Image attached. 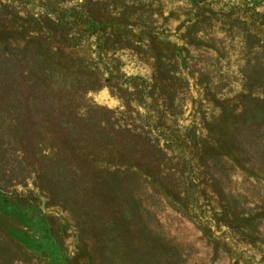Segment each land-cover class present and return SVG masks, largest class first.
Listing matches in <instances>:
<instances>
[{
    "label": "rangeland",
    "instance_id": "rangeland-1",
    "mask_svg": "<svg viewBox=\"0 0 264 264\" xmlns=\"http://www.w3.org/2000/svg\"><path fill=\"white\" fill-rule=\"evenodd\" d=\"M0 264H264V0H0Z\"/></svg>",
    "mask_w": 264,
    "mask_h": 264
},
{
    "label": "trees",
    "instance_id": "trees-1",
    "mask_svg": "<svg viewBox=\"0 0 264 264\" xmlns=\"http://www.w3.org/2000/svg\"><path fill=\"white\" fill-rule=\"evenodd\" d=\"M26 210H28V209H26ZM22 212V214L24 215V217H27L28 215L27 214H25V213H23V211H21ZM29 217V216H28ZM37 220V218H34V221H36Z\"/></svg>",
    "mask_w": 264,
    "mask_h": 264
}]
</instances>
